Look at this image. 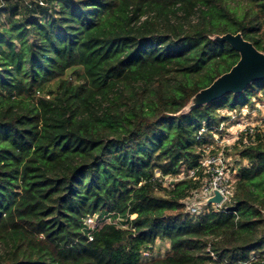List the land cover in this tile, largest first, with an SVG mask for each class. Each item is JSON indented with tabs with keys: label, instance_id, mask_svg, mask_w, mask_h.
<instances>
[{
	"label": "trees",
	"instance_id": "trees-1",
	"mask_svg": "<svg viewBox=\"0 0 264 264\" xmlns=\"http://www.w3.org/2000/svg\"><path fill=\"white\" fill-rule=\"evenodd\" d=\"M0 1V264H264V125L228 142L229 213L186 210L231 113L264 103L261 80L188 108L240 59L217 36L264 52V0Z\"/></svg>",
	"mask_w": 264,
	"mask_h": 264
},
{
	"label": "water",
	"instance_id": "water-1",
	"mask_svg": "<svg viewBox=\"0 0 264 264\" xmlns=\"http://www.w3.org/2000/svg\"><path fill=\"white\" fill-rule=\"evenodd\" d=\"M219 41L228 42L240 54V59L233 68L218 77L210 86L199 91L188 106L189 109L210 103L225 94H238L243 92L249 84L254 81L264 80V52L258 50L242 33H227L215 38ZM224 196L215 191L214 194L205 199L202 206L213 204L221 205Z\"/></svg>",
	"mask_w": 264,
	"mask_h": 264
},
{
	"label": "built area",
	"instance_id": "built-area-1",
	"mask_svg": "<svg viewBox=\"0 0 264 264\" xmlns=\"http://www.w3.org/2000/svg\"><path fill=\"white\" fill-rule=\"evenodd\" d=\"M255 110H260L261 113H263V115H264V103H262L261 106H260V103H258L257 109H255ZM234 117L235 116H233V118ZM223 127H224V124H222L221 129ZM215 137L218 138L219 135H215ZM228 142H229L228 138L222 139L221 141H218V140L215 141V143L218 145L219 144L226 145V144H229ZM201 167H202L204 173L208 174L209 176H207V178L204 180V185L199 189V191L196 193V195L193 198L189 199V200H193L192 206L195 207L196 205H199L200 207H203L201 203L205 199L211 197L215 191H219L224 196V202L221 205L213 204L211 206L215 207V209L217 211L219 209H222L225 212L229 213V211H227L228 208L225 207V204L227 203L228 198L232 195V186H233V183L235 181V178H236V175L238 174V172L236 171V169H234L232 167L230 159L226 156L224 150L219 151L218 154L207 156L202 161ZM197 171H198V169L190 171V173H189L190 177H195ZM200 212H198V213H200ZM198 213H196V214H198ZM94 218H99V216L96 215V216L90 217L86 220V225L90 229H95L96 227H98V225H102V224H98L95 226L89 225L90 224L89 221L93 220ZM99 220H100V218H99ZM109 220H110V218H109ZM263 252H264V250H263ZM257 256H258L257 253H254V254H251V257L249 259L239 260L236 262H229L228 261V262L223 263V264H253L254 260L257 259ZM213 257H214V259L217 258L215 255H213ZM263 263H264V261H263Z\"/></svg>",
	"mask_w": 264,
	"mask_h": 264
},
{
	"label": "rangeland",
	"instance_id": "rangeland-1",
	"mask_svg": "<svg viewBox=\"0 0 264 264\" xmlns=\"http://www.w3.org/2000/svg\"><path fill=\"white\" fill-rule=\"evenodd\" d=\"M10 1H12L13 5H15V6L17 4L19 5L20 13H19L18 17H27L29 15V11L25 8V6L32 5V3L34 1H38V2L43 1L44 2L45 0H9V2H7V3L11 4ZM2 5L3 4H1V1H0V21L5 22L7 13H6V9L4 7H2ZM43 5H45V4H43ZM261 105H262V103H260V106ZM242 110H243V112H241L242 113L241 115H239L240 114L239 112H232L231 113V114H233V116H235L233 118V123H231L230 126H227V128H225V130H224V131H230L228 134H225V138H228L229 140H231V138L234 137V139H232L233 142L235 141V139H238L239 134H241L240 132L245 131V129L247 127L250 126L252 128H256V126H258V124L260 126L264 125V115H263V113H261L260 110L251 109L252 111H250V110H248L247 107L242 108ZM253 110H255V111H253ZM233 142L226 144V145H228L226 147V149H227L226 156L230 159L232 167H237L236 163L238 164V162L235 161L237 159V156H236L237 154L234 153ZM223 146H224V144H220V147H223ZM220 151H222V150H220ZM179 178H181V176H179ZM192 202H193V200H188L186 202V210L191 211L192 214H196V213L202 211V208L199 205H196L195 207H193ZM89 222H90L89 225L95 226L98 224L103 225L105 222H111V221L109 220V218L105 219V221H100L99 218H94L93 220H91ZM170 246L171 245H170V242L168 240L158 239L155 243L153 251L144 253V260H149V259L159 258V257L165 256L167 254V252L170 250Z\"/></svg>",
	"mask_w": 264,
	"mask_h": 264
},
{
	"label": "crops",
	"instance_id": "crops-1",
	"mask_svg": "<svg viewBox=\"0 0 264 264\" xmlns=\"http://www.w3.org/2000/svg\"><path fill=\"white\" fill-rule=\"evenodd\" d=\"M255 252H253L252 254H254Z\"/></svg>",
	"mask_w": 264,
	"mask_h": 264
}]
</instances>
